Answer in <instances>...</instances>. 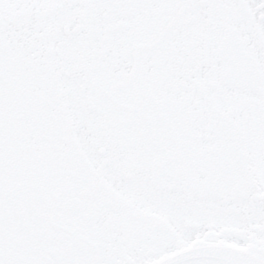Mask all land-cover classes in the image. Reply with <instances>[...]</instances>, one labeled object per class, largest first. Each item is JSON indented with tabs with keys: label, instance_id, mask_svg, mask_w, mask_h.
<instances>
[{
	"label": "snow or ice",
	"instance_id": "1",
	"mask_svg": "<svg viewBox=\"0 0 264 264\" xmlns=\"http://www.w3.org/2000/svg\"><path fill=\"white\" fill-rule=\"evenodd\" d=\"M0 264H264V0H0Z\"/></svg>",
	"mask_w": 264,
	"mask_h": 264
}]
</instances>
